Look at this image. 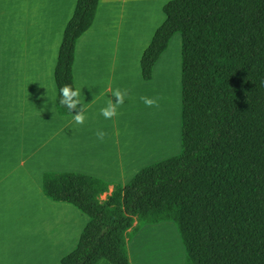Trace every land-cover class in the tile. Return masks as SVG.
Here are the masks:
<instances>
[{"label": "trees", "instance_id": "trees-1", "mask_svg": "<svg viewBox=\"0 0 264 264\" xmlns=\"http://www.w3.org/2000/svg\"><path fill=\"white\" fill-rule=\"evenodd\" d=\"M98 3L77 0L63 31L54 69L62 117L71 114L60 104V89L75 90L76 42ZM162 12L140 70L149 82L180 34L181 151L115 186L105 201L93 191L106 188L101 180L44 173V197L88 218L60 264H130V240L160 222L175 225L184 264H264V0H172Z\"/></svg>", "mask_w": 264, "mask_h": 264}, {"label": "crops", "instance_id": "crops-1", "mask_svg": "<svg viewBox=\"0 0 264 264\" xmlns=\"http://www.w3.org/2000/svg\"><path fill=\"white\" fill-rule=\"evenodd\" d=\"M76 2L0 0V264H60L77 246L88 218L70 204L44 197V173L101 180L106 188L93 191L105 199L115 196V186H125L141 169L165 158L149 161L151 147L146 155H132L117 133L101 142L88 130L102 121L100 110L107 101L115 102L112 92L124 90L126 64H134L142 82L152 80L142 79L140 59L165 20L167 2L158 6L162 16L156 23L149 15L140 21L149 0H99L91 27L76 42L72 66L74 88L80 89L84 106L82 124L74 121L75 112L59 116L55 105L54 69ZM179 45L181 115V36ZM110 126L118 132L117 121ZM175 133L177 142L173 146L171 137L167 147L169 158L180 153V119ZM148 229L144 226L137 237ZM127 251L134 264L129 244Z\"/></svg>", "mask_w": 264, "mask_h": 264}, {"label": "rangeland", "instance_id": "rangeland-1", "mask_svg": "<svg viewBox=\"0 0 264 264\" xmlns=\"http://www.w3.org/2000/svg\"><path fill=\"white\" fill-rule=\"evenodd\" d=\"M149 1H150L149 11L147 13L143 12V15H142L140 21H143L144 19H146L144 15H149L150 17H152V19L156 20V23H158V21L160 20V17L162 16L161 10L158 9V6L164 1L166 3L168 0H149ZM170 1H172V0H170ZM149 21H152V20H149ZM179 35L174 34L172 36L173 38L171 37L172 40L170 39V41H171L170 45L168 46V49L166 50V52L161 56V58L158 62L159 64L158 63L156 64V66L158 65L157 70H155L156 66L154 67L152 80L149 83H144L141 81L140 78H138V74H137V71H136L134 64H126V79L124 81V89L130 90L129 96L125 97L123 104L118 107L117 118H115V116L112 119H105L103 117L102 121L94 122L92 124L91 128H89V130H88L89 134H91L95 138H97L96 133L98 131H103L104 133H106V136L104 138V140L106 141L110 136L115 135L117 133L119 140L122 141V143L124 145L125 129H126V127H127V129H129L130 124L128 123V121L131 120V117H132L131 113H133L134 110L138 111L139 110L138 107H140V109H141V106L139 104L140 97L141 96L148 97V95H149L148 91H153V89H155L159 85H160V89L163 85H169L170 89H172L170 103L174 102L176 104L177 109H176L175 116L173 114H171V116L176 122V124H175V130H176L177 120L180 119V117H179L180 116V103H179V94H178V86H179L178 69H179V61H180V58H179L180 36ZM127 53L128 52H126V54ZM119 56L120 55L116 56L117 60H120ZM131 56H134V55H132V53L129 52V57H131ZM96 57L97 56H94V58H96ZM112 58H113V56H112ZM175 72H177V75L172 82V74H175ZM171 82H172V88L170 86ZM162 93H165V92L163 91ZM155 97H161L160 101L164 102L162 104L159 103V105H162V106L164 105V107L167 105L164 101L165 99H164L163 95L153 94V96L151 98H155ZM180 102H181V98H180ZM137 104H138V106H137ZM153 108H155V107H153ZM114 120L118 122V132L114 131V129H112V127L110 126V125H112V122ZM134 124H136V121L134 122ZM143 128H141V129L137 128L134 131L133 136L135 138L136 145H137V143H139V140L142 136ZM145 133H148L149 135H152V133H154L156 135V141H155L154 145L151 146V154H150L149 161H152L155 158L158 159L159 157H162L164 155H165L164 156L165 158L163 160L169 158L167 156L171 154L170 153L171 149H169V150L167 149V147L169 146L167 144V142L164 143V145H163L162 141H158L159 130L156 127H148V129ZM166 138H165V140H166ZM176 142H177V140H176V133H175V143ZM171 143H172V140H171L170 144ZM153 146H154V148H153ZM180 151H181V148H180ZM163 160H160V161H163ZM99 199L102 201L106 200V198L105 199L99 198ZM163 224H166V226L174 225L171 222H160L159 224H155V225L149 224V225H146L145 227L149 228L151 231L152 230H163L162 229L164 227ZM161 226H162V228H161ZM153 228H157V229H153ZM148 230L145 231V233L141 234L139 237H137V235H139V233L137 232L138 234L136 233V235H134V237L135 236L136 237L135 238L133 237L130 240V242L128 243L134 264H136V263L137 264H149L146 257H144V253H143V250H145V248H146V245H144V242H145L144 239H145L146 233H148ZM173 232H174V234L178 240L180 248H183V246L181 247L182 243H180L181 240L179 238V235L177 237L178 233L176 234L174 230H173ZM182 254H183V261H182ZM179 260H180V258H179ZM179 262H180V264H181V262H182V264H184V250L183 249L181 251V260Z\"/></svg>", "mask_w": 264, "mask_h": 264}, {"label": "bare ground", "instance_id": "bare-ground-1", "mask_svg": "<svg viewBox=\"0 0 264 264\" xmlns=\"http://www.w3.org/2000/svg\"><path fill=\"white\" fill-rule=\"evenodd\" d=\"M163 91L165 93H162ZM148 92L149 95L147 98H151L153 94L163 95L167 105L165 107L164 105H160L159 108L147 107L144 102L140 100L139 104L141 109L138 107V111L134 110L133 113H131V120L128 121L130 124L129 129H127V127L125 129L124 145L128 148V153L132 155H146V150L154 145L156 135L154 133H152V135L145 133L148 127H156L159 130L158 141H162L163 145L166 142L170 145L171 137L173 138V146L175 145L176 122L171 114L175 116L177 107L174 102L170 103L172 89H170L169 85H163L160 89L159 85L153 89V91ZM159 103L162 104L164 102L159 100ZM135 121L136 124H134ZM137 128H143V133L139 143L136 145L133 134ZM168 131L170 132L169 137L166 138ZM162 229L163 230H148V233H146L144 239L146 248L143 250L144 257H146L149 264H180L179 261L181 260V251L183 248H180L178 240L173 232L174 230L177 234L175 226H164Z\"/></svg>", "mask_w": 264, "mask_h": 264}, {"label": "clouds", "instance_id": "clouds-1", "mask_svg": "<svg viewBox=\"0 0 264 264\" xmlns=\"http://www.w3.org/2000/svg\"><path fill=\"white\" fill-rule=\"evenodd\" d=\"M262 85H264V82H262ZM61 99L60 104L64 107H66L69 111V113L72 115L73 111H75V115H72L74 121L77 124H82L85 117H84V106L82 103V97H81V91L80 89L73 90L70 85L65 84L60 89ZM130 94L129 89L121 90L119 88L115 89L112 92V97H115V102H113V99H109L107 101L106 107L101 108L100 113L105 119H112L114 116L117 115V109L119 106H121L124 102L125 97H128ZM161 97H155V98H147L145 96H141L140 100L144 102L145 106L147 107H155L159 108V100ZM80 105V107H78ZM97 139L103 142L106 133L103 131H98L96 133Z\"/></svg>", "mask_w": 264, "mask_h": 264}]
</instances>
